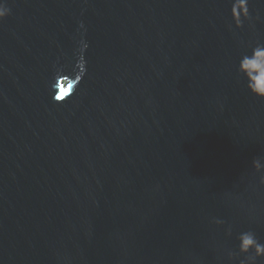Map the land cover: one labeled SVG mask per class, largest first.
I'll use <instances>...</instances> for the list:
<instances>
[{"label": "water", "instance_id": "obj_1", "mask_svg": "<svg viewBox=\"0 0 264 264\" xmlns=\"http://www.w3.org/2000/svg\"><path fill=\"white\" fill-rule=\"evenodd\" d=\"M234 3L0 0V264H249L264 0Z\"/></svg>", "mask_w": 264, "mask_h": 264}, {"label": "clouds", "instance_id": "obj_2", "mask_svg": "<svg viewBox=\"0 0 264 264\" xmlns=\"http://www.w3.org/2000/svg\"><path fill=\"white\" fill-rule=\"evenodd\" d=\"M10 15L7 7H0V20H5ZM232 16L237 28L244 27V21L250 20L248 0H235L232 6ZM238 74L247 82L249 91L259 99H264V43H257L252 47L251 54L244 53L238 65ZM257 172L264 171V164L259 159L253 161ZM217 225L223 221L216 220ZM231 235V229L228 230ZM240 254L249 257V264H257V259H264V244L252 231L242 232L237 237ZM254 253V255H249Z\"/></svg>", "mask_w": 264, "mask_h": 264}]
</instances>
